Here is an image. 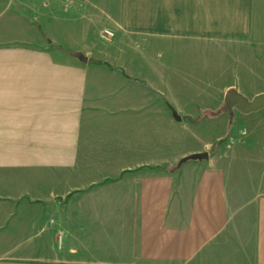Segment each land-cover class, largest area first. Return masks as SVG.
<instances>
[{"label":"crops","instance_id":"1","mask_svg":"<svg viewBox=\"0 0 264 264\" xmlns=\"http://www.w3.org/2000/svg\"><path fill=\"white\" fill-rule=\"evenodd\" d=\"M64 2L0 0V264H264V0Z\"/></svg>","mask_w":264,"mask_h":264},{"label":"rangeland","instance_id":"2","mask_svg":"<svg viewBox=\"0 0 264 264\" xmlns=\"http://www.w3.org/2000/svg\"><path fill=\"white\" fill-rule=\"evenodd\" d=\"M74 1V0H73ZM107 30V29H104ZM103 32V30H102ZM111 39V38H110ZM261 64H264V62H260ZM262 69V68H261ZM263 74L258 78V80H254V82H252L251 80L246 82V84H248L249 86L247 88L249 89H258V90H264V69H262ZM233 93L227 94L228 96H231ZM250 97L251 100H253L254 98H252L255 95H260L259 92H250L248 91V93L246 94ZM262 95V94H261ZM107 102L106 99H103V97H101V99L99 100V105H102ZM259 112V111H257ZM255 113V112H253ZM103 111L102 109H100V116H102ZM252 114V113H249ZM97 118V122L99 123L98 125H94V124H89V130L87 131L88 135H89V139L91 141L92 144V148H91V152L92 154H90L89 156H85L82 157L83 159V163H87L89 165L91 164H102V165H109L111 164V167H117V166H121L123 167V165L125 164H132L134 163V161H139V157L138 158H134V157H124L123 155H115V153L118 151H115L117 148L122 149V145H123V137L125 135V133H122V130L120 131L121 133V137L117 136L116 138L120 139V142H114L111 141V156H108V151H107V137L106 134L111 133V126L109 125H105L107 122L106 119H103L101 117H95ZM244 125L245 127L243 128L242 126H238V125H232L231 128V132L235 134V131L237 130L238 127H242L241 129V134L243 132H246V135H239L240 138H238L237 143L234 141H231V138L228 140H223L221 141V144L219 146V149H223L221 155L228 153L231 154V156H235V153L233 152L234 148L240 147L241 144L243 143L244 139H247L250 137V135H254L256 138H262L264 139V117H261V119H257V120H253V121H244ZM166 127V126H165ZM170 127V126H168ZM183 127V126H181ZM186 130L183 129V131L188 132V128H190V126H185ZM221 130L223 129V126H220ZM225 128V127H224ZM223 131V130H222ZM106 133V134H105ZM257 140L254 141V143H261V142H256ZM166 143V141H165ZM186 144V143H185ZM239 144V145H238ZM214 152V151H213ZM114 154V155H112ZM164 163H167L171 160H173V158L165 156L164 158ZM54 186H51L50 188H46V190H44L45 196H49L50 191L54 192L53 188ZM27 239V238H26Z\"/></svg>","mask_w":264,"mask_h":264},{"label":"water","instance_id":"3","mask_svg":"<svg viewBox=\"0 0 264 264\" xmlns=\"http://www.w3.org/2000/svg\"><path fill=\"white\" fill-rule=\"evenodd\" d=\"M228 102L230 106H236L240 112L244 114H249L253 112H257L264 109V94L257 96L252 101L248 100L244 96L234 93L228 97ZM208 158V154H195L187 158L189 159H205Z\"/></svg>","mask_w":264,"mask_h":264},{"label":"built area","instance_id":"4","mask_svg":"<svg viewBox=\"0 0 264 264\" xmlns=\"http://www.w3.org/2000/svg\"><path fill=\"white\" fill-rule=\"evenodd\" d=\"M42 1H43L44 5H48L52 0H42ZM64 4H65V8L69 9L75 5V0L74 1L73 0H65ZM101 37L104 39H110V38L114 37V34L110 30H103V32L101 33ZM241 135L242 136L246 135V132H243ZM232 141H234V140H232Z\"/></svg>","mask_w":264,"mask_h":264}]
</instances>
